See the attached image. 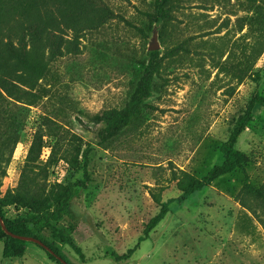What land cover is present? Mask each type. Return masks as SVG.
<instances>
[{"label":"rangeland","instance_id":"rangeland-1","mask_svg":"<svg viewBox=\"0 0 264 264\" xmlns=\"http://www.w3.org/2000/svg\"><path fill=\"white\" fill-rule=\"evenodd\" d=\"M100 2L116 17L85 25L76 53L20 86L25 96L0 89V198L52 206L83 180L62 222L82 257L57 245L69 264H264V205L240 193L241 172L180 200L184 174L220 164L247 103L264 97V0H172L170 18L155 23L145 15L153 0ZM178 46L154 78L153 109L100 143L97 119L127 102L148 54ZM236 148L249 157V181L264 187V102ZM161 203L167 213L146 234ZM2 247L0 264H56L33 242L19 259H3Z\"/></svg>","mask_w":264,"mask_h":264},{"label":"trees","instance_id":"trees-1","mask_svg":"<svg viewBox=\"0 0 264 264\" xmlns=\"http://www.w3.org/2000/svg\"><path fill=\"white\" fill-rule=\"evenodd\" d=\"M172 0H153V12H147L149 23L169 19ZM263 15V9L261 11ZM85 17L89 20H80ZM116 17L111 10L101 4L100 0H0V89L8 96H25L24 86L33 88L36 82L47 75L49 64L63 56L64 51L76 53L80 32L85 25L100 27L111 18ZM138 31L145 36L141 29ZM70 32V35L67 33ZM182 50L181 46L161 54L154 50L148 54L141 76L136 81L127 102L121 108L105 111L97 119L102 127L97 131L100 143H106L119 135L131 121L144 109H153L146 104L151 96L155 76L164 58L175 55ZM264 97L254 96L247 103L245 113L236 121V125L221 145L223 160L213 166L205 175L184 174L180 186V200L204 187L209 186L216 178L239 171L243 174L240 193L260 201L264 205V187H255L246 173L249 157L236 148V141L250 120L255 105L262 104ZM85 171V165H84ZM84 181H77L60 196L55 203L34 207L22 198L12 196L0 198V239L3 247V259H19L24 256L29 241L7 235L33 237L40 240L51 252L42 248L48 259L61 264L56 257L66 263L67 260L57 245H69L82 257L80 249L73 243L72 237L62 222L70 214L72 187H84ZM13 206L25 209L13 218L3 214V208ZM166 204H160L159 213L148 222L145 233L153 229L166 215ZM36 245V244H35ZM123 255L121 258H127ZM116 259H120L116 257ZM69 264V263H68Z\"/></svg>","mask_w":264,"mask_h":264},{"label":"water","instance_id":"water-1","mask_svg":"<svg viewBox=\"0 0 264 264\" xmlns=\"http://www.w3.org/2000/svg\"><path fill=\"white\" fill-rule=\"evenodd\" d=\"M156 50V49H155ZM154 51V50H152ZM0 224L2 225V220H1V217H0ZM2 230L7 234V235H10V236H13V237H16V238H20V239H23V240H26V241H29V242H33L34 244L44 248L46 251L50 252L52 254V252L38 239L36 238H33V237H24V236H17V235H13L9 232H7L5 230V228L2 226ZM57 260L61 263V264H68L66 263L64 260H62L60 257H56Z\"/></svg>","mask_w":264,"mask_h":264}]
</instances>
